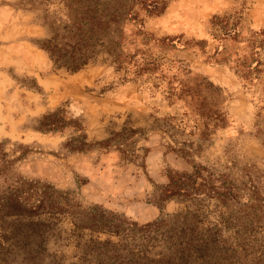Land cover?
<instances>
[{"label":"rangeland","instance_id":"rangeland-1","mask_svg":"<svg viewBox=\"0 0 264 264\" xmlns=\"http://www.w3.org/2000/svg\"><path fill=\"white\" fill-rule=\"evenodd\" d=\"M18 1L0 0V141L10 159L23 153L13 164L17 173L72 190L82 206L101 204L138 225L159 217L156 193L166 172L193 163L253 184L263 198L261 209L239 214L205 201L207 208L183 224L171 216L188 202L171 199L156 238L86 255L81 244L118 238L57 215L42 223L34 244L27 241L37 251L28 264H202L192 254L172 258L166 246L213 233L227 239L213 264H263L264 0H166L161 14L144 17L143 28L152 37L179 36L180 43L147 41L125 23L121 66L99 54L77 71L54 68L38 48L48 35L40 10L59 14L62 3L40 0L32 11ZM59 107L67 124L84 131L69 124L36 130L41 116ZM81 132L90 144L71 149L67 140ZM105 138L107 147L94 143ZM5 256L0 264H21L15 252Z\"/></svg>","mask_w":264,"mask_h":264},{"label":"trees","instance_id":"trees-1","mask_svg":"<svg viewBox=\"0 0 264 264\" xmlns=\"http://www.w3.org/2000/svg\"><path fill=\"white\" fill-rule=\"evenodd\" d=\"M58 1L62 3V13L50 12L46 8L40 10L42 24L45 25L48 35L38 42V48L45 53L54 68L64 67L69 71H77L99 54H106L110 63L120 67L125 45L122 26L125 23H131L141 38L147 41L154 39L162 43H180L179 36L152 37L151 32L143 28L144 17L161 14L167 5L166 0ZM18 2L22 3V0ZM34 2L40 0H25L26 4L31 5L29 10L37 11L39 9L32 5ZM199 41L203 42V39ZM259 64L260 61H255L254 67ZM62 111L59 107L51 113L43 114L36 130L61 131L69 124L75 130L84 131L75 122L69 121L71 123L67 124ZM86 138V133L81 132L66 143L71 149L84 150V146L90 144L86 142ZM108 142L109 138H105L94 143L107 147ZM2 143L0 141V260H6L8 256L5 254L11 252L20 255L21 264L36 260L37 251L26 245L27 241L34 244L36 241L33 238L41 230L42 223L56 218L54 216L57 215H68L75 228L106 232L118 238L119 242H113L108 237L103 240L94 239L90 245L81 244V252L86 255L93 251L96 254L103 250L108 251L107 248L110 247L114 250L128 249L133 245L131 242L139 237L156 238L165 222L162 207L171 199L188 202L184 210L171 216L176 223L182 224L187 217L198 216L199 211L206 209L205 201L207 203L215 200L229 214L246 213L263 207V198L253 184H237L226 173H217L204 164L193 163L189 170L166 172L165 181L158 186L156 193L159 217L138 225L133 221H125L101 204L82 206L72 190L57 189L50 183L23 177L13 169V164L23 157V153L10 159L1 149ZM226 240L221 233L193 235L185 241L178 239L171 242L166 249L169 251L168 256L172 258L192 254L202 264H213L219 252L217 250L227 249ZM97 245L106 247L100 249ZM141 253L144 258L147 257V249L146 252L142 249ZM157 253L161 257L165 255L161 251Z\"/></svg>","mask_w":264,"mask_h":264}]
</instances>
